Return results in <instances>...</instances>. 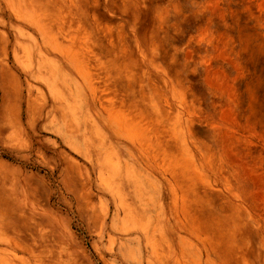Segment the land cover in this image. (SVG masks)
<instances>
[{
  "label": "rangeland",
  "instance_id": "obj_1",
  "mask_svg": "<svg viewBox=\"0 0 264 264\" xmlns=\"http://www.w3.org/2000/svg\"><path fill=\"white\" fill-rule=\"evenodd\" d=\"M0 264H264V0H0Z\"/></svg>",
  "mask_w": 264,
  "mask_h": 264
}]
</instances>
